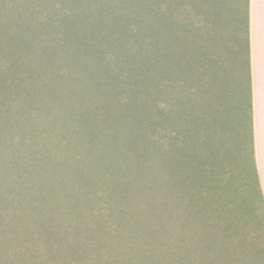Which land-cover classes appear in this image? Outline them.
Wrapping results in <instances>:
<instances>
[{
  "label": "rangeland",
  "instance_id": "rangeland-1",
  "mask_svg": "<svg viewBox=\"0 0 264 264\" xmlns=\"http://www.w3.org/2000/svg\"><path fill=\"white\" fill-rule=\"evenodd\" d=\"M118 1L120 2V5H117L119 8L110 10L109 6L117 4L116 0H93L94 4L88 0H0V189L4 185L5 175H3V157L6 159L8 169L13 167L15 161H19L20 166H26L23 159H18L27 154L19 149L20 143L15 144L14 142L10 146L11 150L7 149L5 153L3 149L5 140L13 136L18 137L17 130H14L16 127L7 126L10 113L19 111L18 118L20 119V111L28 108V115H41L45 121L40 123L45 127L51 123L52 127L47 128L51 133L48 131L46 133L50 135L49 140L51 139L49 147L63 157L58 166H54V162L49 160V156H44L45 154L43 159L41 157V161L34 160L36 167L43 174L44 164H52L56 167L57 173L61 172L66 179L72 176L73 180L79 182L83 191L92 192L89 203L93 202L97 210L109 205L106 198L111 200V195L116 199L122 198L124 214H119L118 217L113 216L106 223L104 216L100 214L98 221V226L104 229L101 243L111 249L114 254L113 258H118L115 264H124L127 261L129 264H264L263 212L261 211L258 217L245 218L205 215L207 211L199 209L195 200L189 198L188 192L180 191L177 182L172 177L171 170L167 167L166 157L173 159L178 155H176L177 150L172 146L171 122L168 120L169 117L171 118L170 114L176 113L175 108V112H172L175 101H171L168 110V97L165 95H169L167 88L171 90V87L178 88L181 84L180 81L175 82L177 73L180 74L179 61L184 67V62H186L185 58H181L183 54L173 49L172 41L169 39L171 38L170 32L175 26L170 22L169 29L163 27L161 18L165 13L167 1L145 0V7L142 10L122 5L123 3ZM229 1L225 0L227 3ZM86 3H90V8L99 7L98 12L105 13V18L109 10L112 20L120 16L121 28L127 34L126 37L122 34V38L119 37V39L115 35L116 37L113 36L111 40H105L103 43L107 49L103 52L104 55L101 54L102 63L108 64L110 60L112 63L109 68L110 78L114 79L118 95L116 105L110 108L100 104L101 98L93 92L95 84L90 76L84 73H73L70 79L57 78L54 82L53 86L58 97L57 105L60 101L64 106L59 112H64L54 114L56 105L54 110L50 111L51 121H47L45 116L48 114L47 108L39 105L31 108V104L27 103L26 99L24 103L20 101L15 106L16 99L21 95L24 96L27 87L31 85L38 98L41 99L40 94H44L41 90L42 84L51 80L53 76L50 74L52 67L43 68V70L42 67L39 70H36L37 67L34 68L41 57L38 43L40 38L37 34H42V29L40 20L36 19L37 16L42 18L48 10L55 14H69L82 10ZM247 3V0H237V3H233L237 5L238 37L243 46L246 45L248 33ZM179 8L180 11H175V8L166 10L167 17L170 21L176 16L184 19L185 26L194 32L199 23L194 9L184 1L180 2ZM33 11L35 13H32ZM88 11L91 12L90 9ZM180 12L184 15L179 16ZM28 13L32 14L33 27L37 28V30L31 29L32 36H29L27 31L26 34L21 32L14 39L7 38L10 32L6 29L10 30L12 27L11 32L17 30L16 22L18 19L26 18ZM152 15H156L157 19H153ZM97 26L105 30L110 25L107 24L104 27L103 20ZM142 29L140 38L137 40L136 36ZM112 31L115 30L111 28V33ZM102 33H104L102 30H98L97 40L101 36H104V39L110 36L109 31L106 35ZM9 40V44L14 45L4 47ZM25 40L28 43L30 41L37 43L39 51H36L32 44L28 46ZM18 42L16 48L15 43ZM111 43L114 45L112 49L109 46ZM162 43L164 44L161 45ZM176 53L181 57L176 59ZM125 57L126 61H124ZM102 59L107 61L104 62ZM243 59L244 56L240 60ZM93 67L95 72L97 62H93ZM104 67L106 69V66ZM35 71L39 72L33 74ZM168 72L171 74L169 75ZM38 73H41L39 77L46 76L41 81H37ZM34 78L37 79L34 80ZM33 83H36L38 92ZM86 90L92 91L91 96H94L90 97L94 100L87 103L93 105L96 110L101 109L103 111L101 117L85 115L82 112L81 105L84 103L79 100L82 97L85 98ZM75 92H78L80 97L75 98L73 96ZM123 102L128 103V111L127 107L125 108L126 104L122 106ZM157 107L158 114L157 112L155 114ZM114 112L119 122L106 123V116ZM123 118L125 121H121ZM61 123L62 126L59 127ZM25 126L26 132L34 130L32 129L34 124L31 122L26 123ZM54 126L56 129L60 128L61 131H57ZM138 128L146 130L152 142L156 143L154 153L156 169L146 167L149 176L146 185H150L148 189L146 185H143L144 181L136 174L139 171L143 172L145 167L140 164L138 156L128 153L123 146L126 136H130L132 129ZM57 135L60 136L59 140L55 139ZM35 165L33 164L32 168ZM155 171L158 181L152 177ZM86 183H90V186L97 184V186L91 189ZM129 184V189L121 196L120 191ZM56 186L57 183H55ZM32 194L26 195L31 196ZM149 200H155V208L147 211L145 208ZM1 201L2 199L0 203ZM115 206L116 204H113V208ZM11 210L12 206L2 205L0 215L6 216ZM13 224L12 221L3 229L5 233L2 231L1 235L4 241L0 242V261L11 264L16 263V252L20 253L23 250L21 248L25 247L23 238L15 233L16 229L13 228ZM41 254L40 264L47 263L45 253L41 252Z\"/></svg>",
  "mask_w": 264,
  "mask_h": 264
},
{
  "label": "trees",
  "instance_id": "trees-1",
  "mask_svg": "<svg viewBox=\"0 0 264 264\" xmlns=\"http://www.w3.org/2000/svg\"><path fill=\"white\" fill-rule=\"evenodd\" d=\"M120 1L123 3L122 5L137 7L139 10H142L143 7H145V0ZM166 1V10H174L175 8V11L181 10L179 4L181 1H184L185 4L194 9V14L199 22L195 27L194 32H192L190 28L185 26L184 19L182 20V18L176 16L170 21L167 17L166 10L165 13H163V18H161L163 27L169 29L168 26L170 25V22L175 26L170 32L171 38L169 39L172 41L170 42L173 49L178 52L180 51L181 55L183 54L181 57V55L179 56L178 53H176L175 58L177 59L178 57H181L186 60V62H184L186 68L182 66V62L179 61L180 74L177 73V79L175 80V82L180 81L181 84H179V87H171V90L166 87L169 92V95H165L168 97L167 107L169 110V104L171 101L174 100L176 103L179 102L180 99L182 100V94H185L189 80L194 82L197 65L204 64V62H202L204 60H201L205 57V54L203 53L204 50L211 51V57L207 56L205 58L206 63L212 64L216 67L221 61L223 52L228 53L234 60H237L242 56H249V0H247L248 33L245 46H243L238 37L237 5L233 4L234 2L237 3V0H230L228 3L225 2V0ZM88 2L94 4L93 0H88ZM159 2H161V0H159ZM116 3L117 4L115 5L109 6V9L114 10L116 7L119 8L117 5H120V2L116 0ZM98 8L99 7L96 6L95 8H90V3H86L82 10H76L69 14H55L52 13L51 10H48L42 18L37 16L36 19L40 20V26L42 29V34H37L40 38L38 43L41 57L38 61L36 59L38 63L34 68L37 67L36 70H39L40 67H42L43 70V68L48 69L49 67H52L50 69V74L53 76L51 77V80L45 81L44 84H42L43 86H41V90L44 91V94H40V96H42L41 99L38 98L33 87H31L33 85L29 86L28 84L29 87H27L28 89L26 88L27 92L24 94L25 97L23 95L19 96L16 99L15 106L20 101L23 102L26 99V101H28L27 103L31 104V108L32 106L36 108L38 107L37 105L42 108H47L48 114L45 116L47 121H51L50 111L54 110L58 100L53 86L54 82L57 78L62 80L70 79L73 73H84L87 76H90L91 81L95 84L93 92L101 98L100 104L107 105L110 108H112L113 105H116L115 102L118 100V95L113 82L114 79L110 78L109 68L112 63L111 60L108 64L102 63L101 54L107 49L103 43L105 40H111L115 35L117 36V39H119L122 34L124 37H126L127 34H125V31L121 28L122 24H120L119 21L120 16H117L116 19L114 18L115 22L113 23L114 19L112 20L111 18L109 13L110 10L105 18V13H99ZM88 9H90L91 12H87ZM36 10L38 11V9ZM32 13H35V11ZM182 15H184V13L180 12L179 16ZM25 17L26 18H21L20 20L18 19L15 25L19 28L17 27V30L14 32L10 31L13 29L12 27L10 30H8V28L6 29L7 32H10L9 37L7 38L10 40L14 39L16 36H19L21 32H25L22 34H26L27 31L30 34L29 36H32L31 29L37 30L32 24L34 23V20H31L32 14L28 13ZM152 18L157 19V16L152 15ZM103 20L104 27L107 24L108 26L112 25V27L109 26V28L105 30L98 27L97 24ZM111 28L115 30L114 32L112 31V33ZM98 30H102L104 32L102 34L104 35L109 31L108 35L110 36L106 39H104V36H101L97 40L96 36ZM134 31L136 32V30ZM142 31L143 29L140 30L139 34L136 36V38H138L137 40H139ZM118 32L121 33L118 34ZM26 36L27 35H25V37ZM10 40L4 44V47L7 48L9 45H14L9 44ZM25 42L28 43L26 40ZM167 43L168 42H166V44ZM15 44L17 48L19 42ZM30 44L35 46L36 51H39V49H37V43L35 44L34 41H30L28 46H30ZM163 44L164 43L161 45ZM109 46L111 49L114 47L113 43L109 44ZM22 55L25 56V54ZM103 61L106 62L107 60ZM124 61H126V57L124 58ZM93 62H97L95 72L93 69ZM104 66H106V69ZM37 72L39 71H35L33 74ZM168 73L169 75L171 74V72ZM39 74L41 73H38L36 76ZM172 74H174V72ZM45 76L46 75H42L41 77L38 76L39 78H34V80L37 79V81H41ZM34 85V88L37 91L36 83ZM32 91L34 93H32ZM93 92H88L86 90L85 98H80L79 101L84 103L81 105V109L85 115L101 117L103 111L101 109L96 110L93 108V105L87 103L94 100V98H90L94 97L91 96L93 95ZM73 96L78 98L80 97V94L75 92ZM186 97L187 96H184V98ZM58 103L54 114H61L64 112H59L64 106L60 101ZM125 104L123 102L122 106L124 107L125 105V108L127 107L128 111L129 105L128 103ZM27 111L28 108L20 111V119L18 118L19 111L16 110L13 114L10 113L8 120L9 123L7 124L8 127H16L14 130H17L18 137L13 136L4 141V153L7 149H10V146H12L14 142L15 144L17 142L20 143L19 149L22 152H27V154L18 158L19 160L23 159V161L26 162V166H20V162L15 161L11 169L7 168L6 159L3 157V175H5L4 177L2 175L4 185L0 189V199H2L0 206H12V210L6 216L0 215V242L4 241V238H2L1 235L3 229L13 221V228L16 229L15 233L21 236L25 242V247L21 248V250H23L20 253L16 252L15 254V264H40L42 258L41 252L45 253L44 257L46 256L47 260L45 261L47 263L45 264H115L116 260L118 261V258H113L112 256L114 254H112L111 249L101 243L104 229L98 226V221L100 214L101 216H104L105 223L113 216L118 217L119 214H124L122 198L116 199L111 195V200L106 198L109 205L99 210L96 209L97 207L93 202L89 203L90 198L93 195L92 192L90 190L83 191L79 182L75 179L73 180L72 176L66 179V176H63L61 172L57 173L56 167H54L61 163L63 157L59 153L54 152L53 148L49 147L51 139L49 140L50 135H46V133L47 131L51 133V131L47 129L52 127L51 123L48 124V127H45V125L40 123L41 121H45L40 114L28 115ZM156 112L158 114V107L155 110V114ZM170 120L169 117V121ZM121 121H125V119L123 118ZM30 122L34 124V127L32 128L34 130L26 132L24 129L26 127L25 124H30ZM116 122L119 121L117 120L115 112L106 116V123ZM61 126L62 123L59 127ZM54 127L56 129V126ZM56 130L61 131L60 128ZM131 132L130 136H126L123 146L128 153L138 156L140 164L145 167L143 172L139 171L136 174L144 181L143 185H146L147 179H149L146 167L156 169L154 162L156 143L152 142L151 136L146 133V130L143 131L138 128L132 129ZM55 139L59 140L60 136L57 135ZM123 153L125 152L123 151ZM43 155L46 157L49 156V160L52 161V163L54 162V166L52 164H44V174L38 167H36L34 162V160L41 161ZM33 164L35 165L34 168H32ZM77 176H79V174H77ZM152 177L154 179L156 178L158 181L156 171ZM55 183H57L56 187ZM86 185L91 189H94L97 186V184H91L90 186V183H86ZM129 187L130 184L125 185L119 194L122 196ZM146 187L148 189L150 188V185L148 184ZM180 191H182L181 188ZM28 193L33 194L31 196L26 195ZM112 203L116 204L114 208ZM154 208L155 200H149L146 203L145 210L149 211ZM116 228L119 229L118 227ZM3 233H5V230ZM0 264L11 263L0 261ZM124 264H129V261L124 262Z\"/></svg>",
  "mask_w": 264,
  "mask_h": 264
},
{
  "label": "crops",
  "instance_id": "crops-1",
  "mask_svg": "<svg viewBox=\"0 0 264 264\" xmlns=\"http://www.w3.org/2000/svg\"><path fill=\"white\" fill-rule=\"evenodd\" d=\"M203 53L194 82L172 106L178 157L166 165L205 215H264V0H249V56L223 52L216 67L206 63L211 51Z\"/></svg>",
  "mask_w": 264,
  "mask_h": 264
}]
</instances>
